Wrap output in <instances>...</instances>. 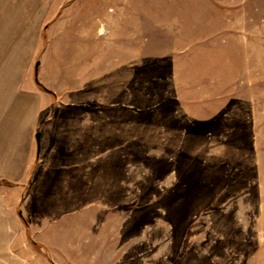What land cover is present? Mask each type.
<instances>
[{"label":"rangeland","instance_id":"obj_1","mask_svg":"<svg viewBox=\"0 0 264 264\" xmlns=\"http://www.w3.org/2000/svg\"><path fill=\"white\" fill-rule=\"evenodd\" d=\"M8 24L62 134L19 207L33 261L264 264V0H0Z\"/></svg>","mask_w":264,"mask_h":264},{"label":"crops","instance_id":"obj_2","mask_svg":"<svg viewBox=\"0 0 264 264\" xmlns=\"http://www.w3.org/2000/svg\"><path fill=\"white\" fill-rule=\"evenodd\" d=\"M8 27L0 35V264H42L33 261L27 248V231L33 227L29 223V229L25 227L19 207L21 201L26 203L25 189L45 184L49 169H56L55 163L49 166L48 152L59 155L62 134L48 133L49 128L54 130L50 113L54 105L52 94L41 88L32 71L37 53L27 52L26 36H17L13 26ZM46 134L56 146H45Z\"/></svg>","mask_w":264,"mask_h":264},{"label":"water","instance_id":"obj_3","mask_svg":"<svg viewBox=\"0 0 264 264\" xmlns=\"http://www.w3.org/2000/svg\"><path fill=\"white\" fill-rule=\"evenodd\" d=\"M39 65H40V62L38 61V62L35 64V68H34V74H35V80H36V82H39V81H38ZM40 136H41V133H37V134H36V138H37V139H39ZM19 215L22 216L21 211L19 212Z\"/></svg>","mask_w":264,"mask_h":264},{"label":"trees","instance_id":"obj_4","mask_svg":"<svg viewBox=\"0 0 264 264\" xmlns=\"http://www.w3.org/2000/svg\"><path fill=\"white\" fill-rule=\"evenodd\" d=\"M39 85H40L43 89L46 90V88L43 87L40 83H39ZM21 218H22V220H23V222H24V224H25V227L28 229V223H27V221L25 220V218H24L23 216H21Z\"/></svg>","mask_w":264,"mask_h":264}]
</instances>
